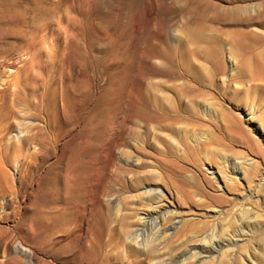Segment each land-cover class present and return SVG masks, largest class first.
Listing matches in <instances>:
<instances>
[{"label":"rangeland","instance_id":"obj_1","mask_svg":"<svg viewBox=\"0 0 264 264\" xmlns=\"http://www.w3.org/2000/svg\"><path fill=\"white\" fill-rule=\"evenodd\" d=\"M186 3L47 0L50 5L41 22L50 31L45 47L37 43L42 65L41 76L34 80L40 84L50 76L52 80L45 81L51 89L63 84L65 110L58 113L54 126L56 142L31 156L36 139L43 136L49 141L50 134L46 128L28 125L40 124V116L49 108L45 106L38 115L31 104L20 102L16 109L18 126L12 137L21 135L23 148L17 158L12 148L1 155L6 170L1 173H7H0V184L7 183L0 187L12 185L14 190L0 192V238L5 240L0 243V264L50 259L59 264L65 248L50 241L51 235H59L50 229L61 224L67 201L81 202L99 189L110 171L111 157L123 167V182H136L124 188L112 182L110 193L105 194L112 199L114 233L130 220L133 207L139 216H158L155 228L145 233L150 242L145 248L140 246L147 253L144 264H264V203L259 177L252 175L264 165V126L260 123L264 100L258 95L252 100L247 90L243 102L222 95V78L215 77L218 71L205 54L215 35L226 45L217 30L220 25L195 16L203 25L196 34L189 31L195 18L184 11ZM54 33L61 34L57 40ZM131 90L137 103L157 114V122L131 126L129 121L126 130H117L113 107L120 101L125 115ZM196 110L202 113L200 118L191 116ZM229 123L240 125L250 142L229 136L223 128ZM13 138L4 139L3 147L18 145ZM234 159L242 161L243 170L237 175L221 163ZM24 164L31 167L32 175H23ZM245 186H251L252 197L245 196ZM145 188H159L163 200L152 203ZM246 208L261 228L256 230L249 218L243 227L248 230L246 236L240 237L239 211ZM208 235L214 250L192 257ZM137 241L141 242L140 237ZM111 254L116 264L131 259L125 248L113 247Z\"/></svg>","mask_w":264,"mask_h":264},{"label":"bare ground","instance_id":"obj_2","mask_svg":"<svg viewBox=\"0 0 264 264\" xmlns=\"http://www.w3.org/2000/svg\"><path fill=\"white\" fill-rule=\"evenodd\" d=\"M224 1L229 4H225ZM241 1L243 0H187L184 11L189 13L187 14L189 17L195 18L197 16L198 18H202L205 16L207 20H214L220 25V27H217V30L220 33V37L226 41V45L215 35V42L205 47V54L213 62L218 71H215V77L222 78V91L224 93L222 95L226 99L243 102L248 96L243 91L247 90L248 92L251 91L250 98L252 97V100L257 95L264 100V0H245L248 1V3L244 2L245 4L241 3ZM46 5H48L47 0H0V173L5 170L1 160L2 154H7V150L9 151L12 148L13 156L17 158L18 156L20 157L19 153L22 152L23 146L20 144L21 140L18 139L21 135L12 137L14 129L18 126L15 115L20 102L31 104L38 115L45 109V106L49 108V110H46L47 113L44 116H40V124L34 123L33 125H28L29 128L35 127L39 130H41L40 127L46 128L50 134L49 141L48 139L46 141L43 136L38 140L36 139L37 146L29 152L31 156H36V154L39 155L49 150L48 144H54L58 136V132L54 126L59 121L57 117L58 113L65 110L66 91L63 90V84L51 89L45 81H49L50 76L43 79L40 84L35 83L34 80L35 76H41L39 67L42 65L36 52V49H38L37 43H39V46L45 47L46 36L50 31L49 25L41 22L47 12ZM20 8H22L21 11L19 10ZM198 18H195L192 26L188 25L187 27L194 34L203 25L202 21ZM38 21L40 22L37 23ZM53 35L55 40H57L61 34L54 33ZM222 44L226 47V52L224 53L222 51ZM15 50L18 51L14 53ZM224 56L226 62L224 61ZM134 95L136 93L131 90L125 115L122 114L123 110L121 111L120 101H117L115 107H113V111L111 110L114 127H117V130L121 128L122 130H126L128 128L127 125L130 124L129 121H131V126H135L138 123L149 125L151 122H157L154 120L157 114L137 103L134 100L136 99L133 97ZM196 111H191V116L200 118V114L202 113L198 110ZM260 120V123L264 126V112ZM223 128L227 130L226 132L229 136L235 137L234 139L238 140V142H250L244 136L240 125L229 123L224 125ZM9 138H13L11 140L16 139L19 142L18 145L10 144V147L8 145V149L3 147L4 139ZM262 141L264 143V135L262 136ZM227 162L228 160H222V166L226 168L229 165L230 172L234 175H237L236 173L241 169L243 170L241 168V160L234 159L228 162L229 164ZM111 163L110 171L99 189L92 192L89 198H84L85 200L81 202L78 201L79 199L75 200V202L67 201L66 206L63 208L65 215L61 224L50 229L52 234L59 232L58 237L51 235L50 241L58 242L65 248L63 259L59 264H116L112 261L113 256L111 251L113 247L125 248L127 255L131 256V259L125 261V264H144L147 253L145 254L143 250L149 241L145 233L147 232L148 234V232H151L155 228L158 216H154L152 213L139 216L135 212L137 208L133 207L131 209L132 213L128 214L130 220L125 222L126 224L123 225L121 230L118 229L119 231L114 233L113 222L115 220L113 221L112 219L115 216L111 218L112 206L110 210V201L112 199H108L107 196L105 197V194L110 193L109 187H111L110 184L112 182L120 188L134 186L136 182H129L126 185L121 178L123 167L117 164L114 157H111ZM252 166L251 168H254V165ZM29 167L26 165L22 168L24 176L31 174L30 171L32 170ZM125 170L126 168L123 169V171ZM253 171L252 175H258L259 177L258 181L260 183L258 189L262 190L260 199L264 203V165L261 170L255 168ZM4 173L7 172L1 174ZM211 174H214V171H211ZM246 185L249 186V184ZM247 186H245L244 192L245 196L250 198L252 197L249 189L251 186L249 188ZM7 188L12 191L14 190L12 185H8L3 190L1 186L0 192ZM197 189L200 190L199 187ZM144 193L156 205L161 202L163 197L162 191L159 188H145ZM257 196L256 194L255 197ZM256 199L259 200V198ZM154 208L156 209L155 205ZM246 210L248 209H241L239 211L240 218L238 219L243 223L239 230V233H241L240 237L244 236L248 231H244L243 227L247 226L245 223L248 222L249 218H252L256 230L261 228L258 222L256 223V217H249ZM114 211L113 213L116 214ZM133 229L135 230L133 231ZM103 234H106V236H103ZM210 236H205L202 239L197 250H193L191 253L193 254L192 257L195 255L201 257L202 254L214 250ZM138 237H140L141 242L137 241ZM262 240H264V237H262ZM110 241H113L112 246L109 245ZM0 243L4 244L5 240L0 238ZM140 246L145 247H141L143 249L141 250ZM183 253L184 251L181 254L179 253L177 257L182 256ZM132 256L135 259H132ZM138 256L143 257L136 259ZM119 258L121 259V257ZM122 263L124 264V262ZM32 264H56V262L54 263L50 259L34 261Z\"/></svg>","mask_w":264,"mask_h":264}]
</instances>
